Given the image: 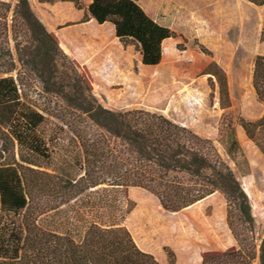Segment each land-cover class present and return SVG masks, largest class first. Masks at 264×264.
I'll return each instance as SVG.
<instances>
[{
	"label": "trees",
	"instance_id": "16d2710c",
	"mask_svg": "<svg viewBox=\"0 0 264 264\" xmlns=\"http://www.w3.org/2000/svg\"><path fill=\"white\" fill-rule=\"evenodd\" d=\"M72 2L82 9L79 0ZM257 6L264 0H246ZM232 16L228 5L220 8ZM109 23L114 37L132 44L143 66L161 60L163 41L173 32L149 18L136 0H91L81 23ZM16 72L35 80L54 95L63 110L56 117L69 134L67 147L54 145L48 168L15 165L20 204L10 230L19 233L13 255L0 253V264H160L141 251L121 226L132 204L128 188L153 195L161 208L178 212L215 192L226 202L227 226L236 248L203 259L201 264H264V236L256 245L255 221L237 177L209 140L163 115L142 110L112 111L99 103L73 62L33 13L29 0L14 5L0 0V74ZM223 87V83H222ZM253 88L264 104V55L253 63ZM20 101L0 104V141L9 153L6 133ZM247 136L264 154V113L255 121L240 120ZM225 151L244 163L234 130L228 129ZM0 214V250L5 246ZM167 264L174 254L164 249Z\"/></svg>",
	"mask_w": 264,
	"mask_h": 264
},
{
	"label": "rangeland",
	"instance_id": "374dc122",
	"mask_svg": "<svg viewBox=\"0 0 264 264\" xmlns=\"http://www.w3.org/2000/svg\"><path fill=\"white\" fill-rule=\"evenodd\" d=\"M136 2L149 18L173 32L161 45L159 64L143 66L134 45H123L104 30L103 54L94 56L92 66H74L86 76L92 94L105 108L157 113L209 140L248 198L258 246L264 236V154L247 138L240 120L255 121L264 113L253 88L254 59L264 55V4L246 0ZM225 5L232 8V16L220 11ZM85 33L92 36L97 29L88 26ZM20 78L23 86L16 72L0 74V104L21 103L5 130L12 141L9 153L0 141V214L7 234L0 253L6 255L15 253L19 240V233L10 230L13 211L21 202L16 166L11 163L48 168L46 161L54 145L58 142L66 149L69 141L56 117L64 108L60 100L43 93L35 80ZM229 128L234 130L244 163L237 164L240 157L225 151ZM125 197L132 209L121 226L141 251L160 264H167L165 248L174 254L175 264H201L208 256L236 248L227 226L226 202L218 192L178 212L163 210L153 195L139 188H128Z\"/></svg>",
	"mask_w": 264,
	"mask_h": 264
},
{
	"label": "crops",
	"instance_id": "0c3cea01",
	"mask_svg": "<svg viewBox=\"0 0 264 264\" xmlns=\"http://www.w3.org/2000/svg\"><path fill=\"white\" fill-rule=\"evenodd\" d=\"M81 1L83 7L80 10L76 9L72 2L67 1L49 3L46 0H29V4L37 19L44 25L73 64L85 68L93 65L94 56L103 54L100 42L105 39L103 38L104 30L109 31L112 35L113 28L109 23L98 25L93 19L81 23L91 0ZM88 26H95L97 33L92 36L87 35L85 32ZM81 75L89 84L86 76Z\"/></svg>",
	"mask_w": 264,
	"mask_h": 264
}]
</instances>
